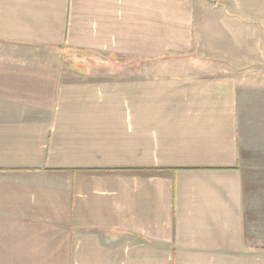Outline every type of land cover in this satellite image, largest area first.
Wrapping results in <instances>:
<instances>
[{
    "label": "crops",
    "instance_id": "0c3cea01",
    "mask_svg": "<svg viewBox=\"0 0 264 264\" xmlns=\"http://www.w3.org/2000/svg\"><path fill=\"white\" fill-rule=\"evenodd\" d=\"M193 31L181 0H0V264H264L240 157L257 69L143 78L112 103L113 80L66 68L183 54Z\"/></svg>",
    "mask_w": 264,
    "mask_h": 264
},
{
    "label": "rangeland",
    "instance_id": "374dc122",
    "mask_svg": "<svg viewBox=\"0 0 264 264\" xmlns=\"http://www.w3.org/2000/svg\"><path fill=\"white\" fill-rule=\"evenodd\" d=\"M181 1L193 16L194 31L188 52L145 61L104 53H81L66 68L75 67L82 76L113 80L112 103H139L137 85L143 78L152 82L188 75L202 77L238 66L247 69L246 72L257 69L258 82H264V0ZM127 87L129 92H123L121 97V89ZM153 92L147 84L146 103H163L165 96L155 98ZM260 109L264 111V106ZM261 123L257 125V132L250 126V130L241 133L240 156L245 180V236L247 243L257 250L264 248V122Z\"/></svg>",
    "mask_w": 264,
    "mask_h": 264
}]
</instances>
